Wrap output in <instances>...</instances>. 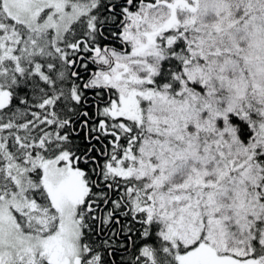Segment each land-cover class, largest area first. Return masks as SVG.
Here are the masks:
<instances>
[{"label": "snow or ice", "instance_id": "snow-or-ice-1", "mask_svg": "<svg viewBox=\"0 0 264 264\" xmlns=\"http://www.w3.org/2000/svg\"><path fill=\"white\" fill-rule=\"evenodd\" d=\"M0 264H264V0H0Z\"/></svg>", "mask_w": 264, "mask_h": 264}]
</instances>
